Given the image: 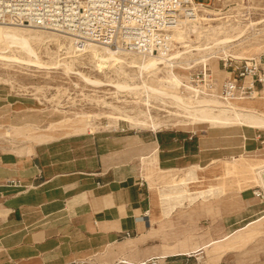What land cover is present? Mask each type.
I'll return each mask as SVG.
<instances>
[{"label": "rangeland", "instance_id": "374dc122", "mask_svg": "<svg viewBox=\"0 0 264 264\" xmlns=\"http://www.w3.org/2000/svg\"><path fill=\"white\" fill-rule=\"evenodd\" d=\"M194 2L197 14L196 27L189 29L183 27L182 40H178L172 32L171 52L168 55L205 48L225 36H231L232 39L237 38V40L227 44V56L220 52L216 54L219 56L217 59L202 63L198 61L203 57L206 58L207 52L202 51L198 55L197 51H191L186 59L177 60L180 64L191 67L186 71L178 72L180 77L184 76V79L185 76L188 77L187 82L181 81L180 87V84L176 85V92L184 94L186 87L195 86L191 79L195 72L202 69L201 64H206L205 68L210 70L211 77L218 83L223 80L221 72L218 71V69L223 71L220 66L223 61L231 62L233 66L244 60L257 58L264 53V0H194ZM232 28L237 29L232 30ZM239 29L243 30L240 32L242 35L239 34ZM58 41L61 44L66 43L61 37ZM35 48L42 61H48L49 56L54 53L60 55L59 57L63 56L55 41H44L35 45ZM1 67L4 66H0V146L16 148L23 143L31 148V145L35 143L68 135H73L77 142L100 135H132L143 139L151 133L148 129L130 128L121 119L112 123L107 115L117 114L112 112L111 108L102 105L99 98L124 111H144L151 113V116L153 115L157 120L176 122L173 116L175 109L153 99H149L145 105V101L142 102L145 100L144 94H140V97L135 99L132 93H115V89L109 86L94 88L85 84L78 76L65 74L57 68L11 66L1 69ZM72 69L73 72H81L89 77L104 80L85 59L74 61ZM107 72L108 75H114L112 71ZM126 73L137 76L136 72L129 69ZM146 82L148 85L157 84L152 78ZM249 83L248 78L245 85L248 86ZM204 90L209 91L205 88ZM257 91L259 92L253 94V100L247 101L252 107L264 112V84L258 87ZM216 93L221 95L217 91ZM93 98L98 101L94 102ZM20 103L23 104V108L17 110ZM247 103L241 101L239 105L244 106ZM93 125L97 126L96 130L90 131ZM181 128V126L173 125L162 130L186 129ZM204 132L207 138H204L206 143L204 142L199 158L207 152L209 144L216 146L217 150L215 153H207L203 163L191 162L183 167L162 170L153 161V156L150 157L153 163L144 167L143 179L147 182L150 192L149 210L152 213V222L155 218H173L176 222L173 224L174 229L182 226L184 230L197 231V227L202 228L204 225L206 228L215 224L216 220L219 221L218 218H250L236 224L232 227L233 229H227L224 233L231 230L230 232H234L237 238L232 235L228 239L221 240L222 242L210 246L205 253L217 248L222 249L224 243H229L230 246L235 247L233 250L237 251L234 254L237 264H245L247 246L250 248L249 252H252L251 261L261 264L260 258H264V200L254 198L252 193L260 190L255 182L254 170L257 166L264 165V132L242 126L208 130L202 127L195 134L199 137ZM17 134H20V137L15 138ZM22 134L27 135L29 142L23 140ZM106 140L99 138L103 148L108 146L103 145ZM133 142L131 144L140 151L145 150V153L137 156L138 160L151 155L152 152L147 151L151 147L148 143L143 144L136 139ZM232 151L235 153H231ZM138 160L139 171L136 173L142 178L139 173L141 161ZM261 175L264 176V171H261ZM258 218L263 219L258 222ZM200 219L204 221L200 223ZM250 222L257 223L246 226ZM185 226L188 229H185ZM244 228L248 231L247 239L243 234L238 236L240 233L238 231ZM230 239L233 242L230 243ZM203 243L206 242H201ZM260 252L263 254L260 255Z\"/></svg>", "mask_w": 264, "mask_h": 264}, {"label": "crops", "instance_id": "0c3cea01", "mask_svg": "<svg viewBox=\"0 0 264 264\" xmlns=\"http://www.w3.org/2000/svg\"><path fill=\"white\" fill-rule=\"evenodd\" d=\"M247 100L253 97L238 101ZM195 132L159 130L143 139L100 135L81 142L68 135L35 143L30 152H22L23 143L0 146V264H112L120 258L152 257L161 264H237V251L229 243L207 254L195 246L217 240L250 218H218L197 231L174 229L173 218L152 222L148 184L136 173L137 156L145 150L131 144L135 139L148 143L147 151L157 149L154 161L162 170L203 163L217 147L209 144L199 158L200 140L207 137ZM100 137L108 140L103 143L107 147L100 145ZM238 232L248 238L247 228ZM249 251L246 246L245 264H256Z\"/></svg>", "mask_w": 264, "mask_h": 264}, {"label": "bare ground", "instance_id": "6f19581e", "mask_svg": "<svg viewBox=\"0 0 264 264\" xmlns=\"http://www.w3.org/2000/svg\"><path fill=\"white\" fill-rule=\"evenodd\" d=\"M190 9L193 10L191 15L187 17H179L175 25L171 27V43L169 45V49L164 52H159L157 55H145L134 52H115L109 50L108 48L99 47L93 44H89L83 48H78L73 39L53 31L40 29L33 30L28 27L0 24V66H4L1 67V69L9 68L11 66H19L23 68H57L61 69L65 74L78 76L85 84L94 88L109 86L115 89V93L130 92L133 96H135V99H138L140 94H144L145 100L142 102L145 101V105H147L149 99H153L156 100V102L159 101L165 106L167 105L176 110V113H173V116L176 118V122L172 123L170 120H157L153 117V115L151 116V113L149 114L144 111L121 110L116 106L106 103L104 99L101 101L102 98H99L102 105L111 108L113 110L112 112L117 114L107 115L112 120V123H116V120L121 119L125 121L130 128L148 129L151 132H156L165 129L168 126L172 127L173 125H177V127L181 126V129L185 127V130L193 133L200 130L202 127H205L206 130H208L242 126L250 129H256L263 133L264 112L252 107L249 104V101H245L248 103L244 106L239 105L241 104V101H238L253 97L254 89H256L255 87L252 88L251 94L248 96H233L229 98H224L218 95L214 89L207 92L204 90V88L208 90L207 87H186L185 94L176 92V85L180 84V87L181 81L187 82L188 80L187 76H185V79L184 76L180 77L178 72H180V70L186 71L191 68L189 65L185 66V64L182 65L180 62H177L178 59H186L187 54L191 51H197L198 55H200L202 51H206V58L203 57L202 60L198 62L203 63L204 61L215 60L219 57L216 56L217 53L219 54L221 52L223 55L227 56V44L237 40V38L232 39L231 36H225L221 40H218V42L215 41V44L213 42L214 46H212V44L211 46H206L205 48H195L185 52L183 51L182 53L180 52L178 54L168 55V53L171 52L172 32L178 40H182L183 27L188 29L196 27L197 14L195 13L196 9L193 2ZM236 29L237 28H232V30ZM240 32H243V30L239 29V34H241ZM60 37L65 39V44H61L58 41ZM44 41H55L59 52H62L63 56L59 57L60 55H56V53H54L49 56L48 61H42L36 53L35 45H39ZM233 57L236 58L235 56ZM78 59H85L91 63L92 67L99 74V77L104 78V80L89 77L81 72H73V63ZM202 65L204 68L206 67V64H201V67ZM127 69L136 72L137 76L134 77L127 74ZM107 71H112L111 73L114 74L112 75L113 77L108 75ZM223 73L224 76H228V72ZM149 78L154 79L157 84L148 85L146 80ZM246 80H248V78H246L245 81ZM34 99L36 101V98ZM95 101H98V99H95L94 102ZM257 107L259 108V106ZM170 115H172L171 112ZM96 127L97 126L94 125L91 126L90 131H94ZM17 137H20V134H17L15 138ZM21 137L23 140H27V142H29V139L26 138L27 135L22 134ZM204 141V139L200 140L199 155L204 148ZM21 150L22 149H20L19 152H21ZM156 150H154L151 155L141 158V171L139 173L142 178H144V167L153 163L155 160H150V157L156 155ZM30 151V146L28 145L24 147L22 152ZM261 171H264V165L261 167L257 166L254 170V174L257 187L262 192L255 191L253 192V195L255 196L257 192H260L261 195L258 198L264 200V176L261 175ZM147 215L149 216V213H147ZM230 231L231 230L219 237L217 240H211L199 246L202 247L204 252H206L210 246L219 243L221 240L228 239L229 235L233 233Z\"/></svg>", "mask_w": 264, "mask_h": 264}, {"label": "built area", "instance_id": "2783aa9c", "mask_svg": "<svg viewBox=\"0 0 264 264\" xmlns=\"http://www.w3.org/2000/svg\"><path fill=\"white\" fill-rule=\"evenodd\" d=\"M194 0H0V24L53 31L74 40L78 48L89 44L115 52L158 54L169 49L171 27L179 17L193 13ZM195 3V2H194ZM221 82L208 68L195 72L196 87L214 89L224 98L248 96L264 84V53L232 66ZM250 83L245 85V79ZM260 192L256 193L259 197ZM158 257L131 261L120 258L112 264H161ZM84 264V263H72Z\"/></svg>", "mask_w": 264, "mask_h": 264}]
</instances>
